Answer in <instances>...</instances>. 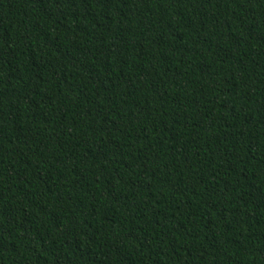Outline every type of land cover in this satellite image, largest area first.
I'll return each mask as SVG.
<instances>
[{"label": "trees", "instance_id": "obj_1", "mask_svg": "<svg viewBox=\"0 0 264 264\" xmlns=\"http://www.w3.org/2000/svg\"><path fill=\"white\" fill-rule=\"evenodd\" d=\"M0 264H264V0H0Z\"/></svg>", "mask_w": 264, "mask_h": 264}]
</instances>
